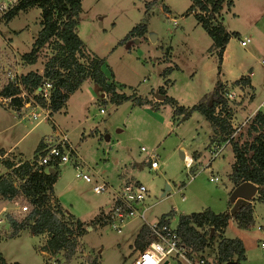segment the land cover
Listing matches in <instances>:
<instances>
[{
  "label": "rangeland",
  "instance_id": "374dc122",
  "mask_svg": "<svg viewBox=\"0 0 264 264\" xmlns=\"http://www.w3.org/2000/svg\"><path fill=\"white\" fill-rule=\"evenodd\" d=\"M148 3L151 4L148 6ZM190 4V0H81L77 33L87 51L105 59V71L109 75L112 73L109 79L116 83L118 92L148 102L139 105L133 99L115 105L109 100V94L99 85H91V81L85 86H92L93 98H90L89 89L79 91L72 98V112L66 115L61 111L56 115L59 124L56 131L66 130L77 156L70 155L68 162L59 165L54 192L64 210L84 221L86 230L78 238L74 255L65 261L62 251L49 254L42 250L44 236L34 235L28 229L11 236L12 229L4 216L0 223V253L5 261L130 264L136 251L132 244L144 220L133 219L117 233L101 220L104 214H96L100 208L111 206V194L121 187L124 179L142 182L147 187L145 220L151 223L163 214H168L175 226L181 214L205 208L214 212L228 211V224L220 235L239 238L245 248V260L234 264H264V200H257V193L251 196L253 221L247 227H239L231 215L235 202L233 184L228 176L231 146L227 140H211L212 125L199 111H194L185 120L174 114L177 104L189 108L205 95L215 103L212 96L215 88L226 99L236 132L255 111L264 112V63L261 62L264 59V0H233L229 7L223 3L218 19L227 31L237 32V35H232L226 45L222 63L216 53L209 50L211 38L197 22L194 12L188 10ZM3 15L0 12V88L9 80L10 72L23 74L29 68L39 71L53 53L49 49L43 50L38 61L28 67L21 58L30 51L39 31V8L22 11L8 22ZM139 23L146 25L143 35L120 42ZM242 37L251 40L245 47L239 44ZM247 76L253 86L236 83ZM161 88L175 100L174 103L155 97ZM101 93L105 98H101ZM29 97L33 98V95ZM1 99L0 146L12 145L32 128L15 144L16 148L11 149V156L30 160L40 139L53 137L54 122L46 119L34 124L28 115L37 109L28 98L19 114ZM76 103L78 106L87 104L79 109L84 118L78 113ZM215 112L223 116L225 110L217 105ZM217 146L226 149L212 159ZM141 147L146 151H141ZM180 151L192 157L191 166L185 164ZM150 154H154L160 164L153 173L148 171ZM75 157L83 161L76 164L92 182L76 176ZM3 163L0 160V178L10 176L13 184H20V177ZM214 176L217 180L210 181ZM103 179L109 183L110 192H94L93 184L105 182ZM1 202L0 207L2 204L7 206L2 215H17L28 210L22 209L28 202L21 203L20 198ZM215 235L214 242L197 253L195 259L203 256L208 264H218L219 231Z\"/></svg>",
  "mask_w": 264,
  "mask_h": 264
},
{
  "label": "trees",
  "instance_id": "16d2710c",
  "mask_svg": "<svg viewBox=\"0 0 264 264\" xmlns=\"http://www.w3.org/2000/svg\"><path fill=\"white\" fill-rule=\"evenodd\" d=\"M189 11L194 12L197 22L211 38L210 51L216 53L219 63L223 61V53L232 35L225 29L218 15L223 3L229 6L233 0H190ZM151 3H148L149 6ZM37 7L40 11V29L32 42L29 52L21 58L24 63L35 64L43 50H52L44 61L42 71L30 70L20 74L18 79L23 89L40 104L44 100L35 94L36 88L48 80L53 84L52 96L49 105L50 114L59 111L83 82L90 80L100 86L104 93L109 94V100L115 105L124 101L135 100V104H145L146 99L127 95L117 91V85L109 77L104 66V58L89 53L84 41L77 33L82 10L81 0H18L17 3L4 13V19L9 21L19 11ZM198 9L195 12V9ZM146 31V25L139 23L132 27L120 42L129 38L141 36ZM242 85L250 84V78L243 77L236 81ZM21 89L7 81L0 88V97H10L9 107L20 113L24 100L19 96ZM165 95L167 102L175 100L165 94L161 88L157 91ZM216 102L213 103L207 95L193 106L185 108L177 104L174 108L175 115H181V120L189 118L194 111H199L212 125L211 140H227L233 153L232 170L229 179L233 189L244 182H252L257 186V200H264V112L257 110L248 119L247 123L236 132L232 127L230 118L232 112L227 107L226 99L221 91L215 88L212 93ZM211 102V103H210ZM220 103V104H219ZM217 105L225 110L223 116L215 112ZM40 146V144H38ZM2 153L3 151L0 150ZM214 159V158H212ZM5 166L11 169L15 176L20 177L18 185L13 184L10 176L0 178V198L14 200L20 198L28 202L27 211L20 214H6L7 221L12 229L11 236L17 235L21 230L29 229L34 235H46L42 250L49 254L63 252L65 261H69L77 248L78 238L81 237L86 226L84 221L76 218L71 213H66L57 198L54 197V184L58 179V167L53 173L33 171L28 161L15 167L12 162L5 161ZM138 182V181H135ZM104 213H102L103 215ZM237 225L247 227L253 221V205L251 199L241 205L233 214ZM168 214H163L159 222H170ZM105 217L101 216V220ZM229 220L228 211L214 212L205 208L199 212L181 214L176 224V232L181 242L185 244L189 253L196 256L204 248L210 246L215 240V232L219 231V241L216 245V259L218 264H234L245 260V248L239 238L221 236ZM221 234V235H220ZM151 240L149 230L143 224L134 241V249H143ZM0 264H20L7 262L0 253ZM94 264V263H93Z\"/></svg>",
  "mask_w": 264,
  "mask_h": 264
},
{
  "label": "built area",
  "instance_id": "2783aa9c",
  "mask_svg": "<svg viewBox=\"0 0 264 264\" xmlns=\"http://www.w3.org/2000/svg\"><path fill=\"white\" fill-rule=\"evenodd\" d=\"M15 5V1H11L9 4L3 0H0V12L5 13ZM176 20H174V23ZM249 37H243L239 39V44L245 47L250 42ZM264 63V59L261 60ZM19 74L9 73V80L21 89L19 94L24 100L30 99L29 103L33 104V108L37 109V112L32 110L28 115L31 119L41 121L43 119H50V109L48 108L51 101L53 84L48 80H44L35 91L41 99L44 100V105L40 104L36 99L30 98L29 94L23 89L19 82ZM264 89V84H263ZM5 104L10 103V97L2 98ZM101 112L103 109L100 110ZM228 142V141H227ZM223 149V146H217L215 150H211L212 157L215 158L218 153ZM141 151H146L144 147H141ZM75 148L69 141L67 134L61 132L56 134L52 138H48L45 146L37 151L32 159L28 161L32 166L33 171H44L48 173L49 168L59 167L69 161V156L74 155ZM1 158V156H0ZM2 160V159H1ZM24 162V161H23ZM15 164V167L21 163ZM184 162L187 166H191L193 159L190 156V160L187 159V155L184 157ZM76 176L81 177L86 182H92L91 177L86 173H83V169L79 164L75 165ZM160 167V164L154 154L149 155L148 159V171L156 172ZM217 180V177H210V181ZM110 189V185L106 182L100 184H93V191L96 193L107 192ZM114 204L112 208L104 213L105 221L110 228L117 233H121L126 223L129 221L141 218L148 230L151 240L141 250H136L134 258L130 264H208L207 261L200 256L195 259V256L189 253L185 244L181 242V239L176 232V225L173 226L171 222H162L159 220L156 222H148L145 220L146 207H144L145 199L148 195V189L142 182H126L118 190H113ZM184 196L182 197V200ZM2 201V202H1ZM1 203H8L9 200L0 198ZM7 206L2 204L0 207V215L5 212ZM23 210H26L25 205L22 206ZM5 214L0 217V223L4 220ZM264 246V243H262Z\"/></svg>",
  "mask_w": 264,
  "mask_h": 264
},
{
  "label": "crops",
  "instance_id": "0c3cea01",
  "mask_svg": "<svg viewBox=\"0 0 264 264\" xmlns=\"http://www.w3.org/2000/svg\"><path fill=\"white\" fill-rule=\"evenodd\" d=\"M3 1H5V0H3ZM7 1H12V0H7ZM13 1H18V0H13ZM32 8V7H31ZM167 8V7H166ZM28 9H30V8H28ZM28 9H26V10H22V11H27ZM167 10H168V8H167ZM22 11H19L18 13H17V15L20 13V12H22ZM41 11V10H40ZM16 16V15H15ZM14 16V17H15ZM13 17V18H14ZM12 18V19H13ZM11 20V19H10ZM9 20V21H10ZM5 22H8V21H6L5 20ZM39 29H40V27H39ZM226 29V28H225ZM243 38V37H242ZM241 39V38H240ZM228 44V43H227ZM225 57H226V47H225V50H224V53H223V60H225ZM27 65V67L28 66H32V65H34V64H26ZM33 68H29V69H27V71H25V72H23V74L24 73H26V72H28V71H30V70H32ZM38 71V70H37ZM42 71V68L41 69H39V72H41ZM20 75V74H19ZM251 75H252V73H251ZM91 83V81L90 80H86L85 82H83L82 83V85L79 87V89L78 90H76L73 94H71V96L69 97V99H68V101H67V103H66V106L64 107V108H62V109H60L59 111H57V112H54V113H51L50 114V119H48V120H51V121H53L54 122V126H53V128L55 127V129H54V131H53V133H51V135H53V137L56 135V134H58V132L56 131V130H58L59 129V124L57 123V120H56V115L59 113V112H61L62 111V113H64V114H66V115H69L71 112H72V104H71V101H72V98L79 92V91H85V89L86 90H88L89 89V93H90V98H93L94 97V93H92V92H94L93 91V89H92V86H85L86 85V83ZM92 84H94L93 82L91 83V85ZM250 84L253 86V82H252V80H251V78H250ZM95 85H97V84H95ZM82 87V88H81ZM101 98H105V94H104V96H103V94L101 93ZM77 104V103H76ZM86 103H82V104H79V106H78V104L76 105V109L78 110V113H82V112H80V110L79 109H82V107L83 108H85L86 107ZM10 108V107H9ZM12 109V108H11ZM83 114V113H82ZM84 118L85 117V115L83 114V115H81V118ZM43 120H46V119H43ZM32 121L34 122V124H39L41 121H38V120H34V119H32ZM34 124H33V126L32 127H34ZM30 129H32V128H30ZM30 129L28 130V131H30ZM27 131V132H28ZM60 131V130H59ZM62 132H65L66 133V130H64V129H62L61 130ZM26 132V133H27ZM25 133V134H26ZM25 134H23L19 139H17V141L16 142H14L12 145H10V146H8V147H3V146H0V150H2L3 151V153L0 151V156H1V158H0V160L2 159L3 160V162H5V161H8V162H12L13 164H14V166H15V164H18V163H20V162H23L24 160L23 159H21V158H18L17 156L15 157V156H11V149L14 147V148H16L15 147V144L16 143H18V141L25 135ZM50 136V135H49ZM49 136H47V138H45V137H43L42 139H40V141L38 142V144H40V146H38V144H37V148H36V150H35V153L37 152V151H39L40 149H42L44 146H45V144H46V141L48 140V138H49ZM226 148H224V150H225ZM231 149V148H230ZM224 150H221L219 153H218V155H220L221 153H223L224 152ZM232 151V150H231ZM186 155H188V154H186ZM217 155V156H218ZM74 156H77V153H75V155ZM10 159V160H9ZM77 162H80L81 164H82V160L80 161H78L77 159H76V157H75V164L77 163ZM231 163H230V165H231V169H230V172H231V170H232V162H233V153H232V160L230 161ZM4 164V163H3ZM5 165V164H4ZM211 165V163L209 162V166ZM7 167V166H6ZM8 168V167H7ZM10 169V168H9ZM58 177H59V175H58ZM103 181H105L107 184H109L106 180H104L103 179ZM127 181H125L124 179L121 181V184H120V186H122L124 183H126ZM108 192H110V190H108ZM111 196H113L112 197V202H111V206L108 208V209H103V208H100V210L96 213V214H98V213H106V212H108L111 208H112V206H113V204H114V194L112 193L111 194ZM54 197L55 198H57V196H56V194H55V192H54ZM57 200H58V198H57ZM63 208V207H62ZM64 210V209H63ZM66 213H70L69 211H67V210H64ZM95 214V215H96ZM94 215V216H95ZM75 216V215H74ZM76 217V216H75ZM169 218V217H168ZM79 219V218H78ZM87 221V220H86ZM29 230V229H28ZM37 236H40L41 238H42V236H44L45 238H46V235L45 234H42V235H37ZM45 241H46V239H45ZM45 241H44V243H45ZM44 243L41 245V247L44 245Z\"/></svg>",
  "mask_w": 264,
  "mask_h": 264
},
{
  "label": "water",
  "instance_id": "95a60500",
  "mask_svg": "<svg viewBox=\"0 0 264 264\" xmlns=\"http://www.w3.org/2000/svg\"><path fill=\"white\" fill-rule=\"evenodd\" d=\"M154 40V38H153ZM157 99H164L165 95L156 93L155 96ZM211 103V102H210ZM180 157L184 159L185 153L180 151ZM54 169L49 168L48 173H53ZM234 205L232 206L231 215L243 204L246 203V200L250 199L253 194L257 192V186L252 182H244L239 186L234 188Z\"/></svg>",
  "mask_w": 264,
  "mask_h": 264
},
{
  "label": "bare ground",
  "instance_id": "6f19581e",
  "mask_svg": "<svg viewBox=\"0 0 264 264\" xmlns=\"http://www.w3.org/2000/svg\"><path fill=\"white\" fill-rule=\"evenodd\" d=\"M187 159L190 160V156H188Z\"/></svg>",
  "mask_w": 264,
  "mask_h": 264
}]
</instances>
